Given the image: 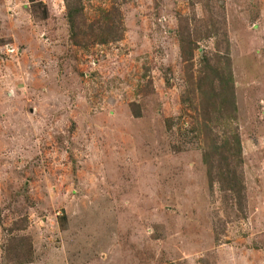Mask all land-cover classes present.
I'll return each instance as SVG.
<instances>
[{
	"label": "rangeland",
	"instance_id": "1",
	"mask_svg": "<svg viewBox=\"0 0 264 264\" xmlns=\"http://www.w3.org/2000/svg\"><path fill=\"white\" fill-rule=\"evenodd\" d=\"M0 264H264V0H0Z\"/></svg>",
	"mask_w": 264,
	"mask_h": 264
},
{
	"label": "trees",
	"instance_id": "2",
	"mask_svg": "<svg viewBox=\"0 0 264 264\" xmlns=\"http://www.w3.org/2000/svg\"><path fill=\"white\" fill-rule=\"evenodd\" d=\"M65 8L67 11V17H69L68 13L70 12V6H68V4L66 2H65ZM73 18H75V16L72 13L71 18H68V21L69 22L71 21V23H72ZM216 82H218V80H216ZM209 83H210L209 87L211 88L210 90L212 91L213 86L211 87V83H213V80H210ZM222 83L225 85L226 89L230 93H232V90H231L232 83H231L230 78L229 77L225 78L224 80H222ZM227 90L222 91V89H221V98L225 94H227V92H226ZM211 97H217V95L212 93ZM221 98H220V100H221ZM230 98H231V100H233V96H230ZM232 110H233V108H232ZM215 111H219V109L217 108V109H215ZM223 112H225V111H223V109H220V111L218 113L223 115ZM213 138L216 139V137H213ZM228 149H229V147L227 146V143L225 141L221 142V144H219V143L216 144L215 140H212L211 143L209 144V146H206V148H205L206 154H211V155L213 154V156H211V159H212L211 162H208V163L213 164L214 167L217 168L216 170L220 169L221 167H222V169L224 167H227L228 166L227 163L229 162L230 157L231 156L238 157L239 151H240L239 146L234 151H232L231 154L228 153ZM204 162H206V161H204ZM233 187H234V185H231V188H233Z\"/></svg>",
	"mask_w": 264,
	"mask_h": 264
}]
</instances>
